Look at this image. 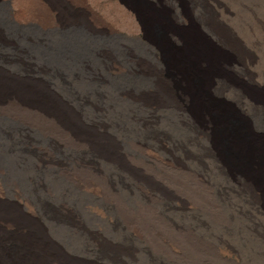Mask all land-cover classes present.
I'll list each match as a JSON object with an SVG mask.
<instances>
[{
	"label": "bare ground",
	"instance_id": "bare-ground-1",
	"mask_svg": "<svg viewBox=\"0 0 264 264\" xmlns=\"http://www.w3.org/2000/svg\"><path fill=\"white\" fill-rule=\"evenodd\" d=\"M19 1L25 14L15 13L31 11L44 30L54 17L62 28L115 34L89 11L86 0ZM119 2L148 43L144 57L126 51L136 62L135 79L149 82L122 93L137 107L129 116L130 126L137 127L133 138L89 117L87 104L67 99L18 59L0 55V117L7 115L20 127L26 147H34L33 139H26L31 131L44 136L46 143L34 151L75 191L65 204L72 209L75 201L89 211L74 213L64 204L63 216L59 211L53 216L31 208L19 199L21 193L8 198L0 188V264H174L173 249L181 243L227 247L244 264H264V130L251 122L261 128L257 120L264 119L261 61L224 23L233 14L221 0ZM168 112L188 139L178 143L162 132L160 116ZM63 152L72 154L69 161ZM83 213L101 231L86 228ZM60 227L75 235L70 234L81 252L55 237Z\"/></svg>",
	"mask_w": 264,
	"mask_h": 264
},
{
	"label": "rangeland",
	"instance_id": "rangeland-1",
	"mask_svg": "<svg viewBox=\"0 0 264 264\" xmlns=\"http://www.w3.org/2000/svg\"><path fill=\"white\" fill-rule=\"evenodd\" d=\"M86 1V7L88 9H91L89 11L94 12L100 18L102 23L106 24L110 29L114 30L115 34H94L93 32H90L86 28L84 29L82 27L75 28L72 26H65L64 28H62L58 26L55 18L52 16V19L48 20V22H52H50V28L44 30L37 23L35 24L36 21L34 20L31 11H26V15H24L27 19L32 20V22L30 21L29 23L24 22L26 18L24 19L22 13L17 12L18 15L15 13V11L18 10L22 12L24 11L23 8H20L21 6L19 7V0H13V2L12 0H0V40L2 41H0V55H6L12 57L13 59H18L19 62L22 63V66L29 69V72L40 76L42 79L50 83L55 91L61 93L67 99L73 100V102L77 103L78 105L83 102L87 104V108L85 106H82V108L85 107L86 113L89 117L94 118V120H102L107 124L109 123V125L117 128L116 130L120 132V135H125L127 137L126 139L133 138L130 136L133 134L134 125L130 126L129 116L133 117L134 112H137V107L131 102H128L126 99H124L122 93L128 90L144 89L149 86L148 80L146 82L141 78V80L137 79V77L135 79V77L133 76V70H135L136 68V62L133 58L130 57L129 54H127L129 50H132L131 52L133 54H136L138 57L143 56L146 47H148L145 32L141 28L139 22L122 7L119 0ZM221 1H223L224 4L227 3L226 6L229 5L227 6L229 7L228 10H231L230 12L233 14V17H229V20L224 23L231 31H238L242 39H244V41L252 47L248 48V50L257 55L256 57L261 61L259 73L264 74V70H261L262 68H264V28H260V26L264 27V0ZM13 4H15L16 6ZM24 12L23 14H25ZM254 40L255 42H253ZM10 41L12 44L10 43ZM8 42L10 45L8 44ZM3 43L6 46L3 47ZM8 46L10 47L9 50L7 48ZM7 52L9 53V55ZM156 54L159 58L160 53L157 52ZM100 55H102V57ZM130 59H132L133 61ZM133 63L134 65H132ZM107 65L112 68L107 67ZM104 69L105 71H103ZM92 75H94V78ZM96 97L99 99H97ZM226 100H228L232 104L237 105V102L234 100V98H226ZM92 107L98 110H94ZM173 116L174 115L171 112L162 114L160 116L161 119L159 127L162 132L165 131L164 133H166L171 138L173 137L172 139L176 142L178 141L179 143L182 142V140L188 139L190 134H187L185 131L186 134L183 135V130L181 131V129L176 124L178 119L174 118L176 116ZM171 120L173 122H171ZM257 121H259L258 124L262 123L261 128L260 125L259 127H257L258 125L256 124V120H253V118H251V122L254 128L261 129L263 131L264 119L262 118L261 120L260 118H258ZM115 124L118 126L116 127ZM136 129L137 127H135L134 131ZM17 130L21 131L20 127L13 121H9V118L7 119V115L0 117L1 191L6 190L4 192V195L6 196V193L8 192L6 196L8 198H15L21 193L23 197L19 195V199L26 201V203H28L31 208L32 206L33 209L35 207V209H37L36 211L38 212H42L45 208L46 213L47 211H50L49 213L55 216V212H60L61 215L63 212L60 207L65 203L73 201V199L75 198L73 197L75 191L69 185H67V183L65 185L62 178L60 179L58 170L53 167L48 168L49 165L45 168L44 161L41 159L39 160L38 152L36 153V151L34 150L40 149V146L38 147L39 149L37 148L40 143H46V141L44 140V136L34 131L37 134L36 135L33 131H31V133L26 135V139H31V141L33 139V142L31 143L34 145V147H30L29 145L28 147H26L27 143L23 141V139L21 138V133ZM14 131H17V133L19 132L20 134H16V132ZM178 131H180V135ZM138 136H140V134ZM29 147H33V151H31L32 149L30 150ZM33 152L35 155L33 154ZM21 153L25 154L21 155ZM63 154L65 160L66 157L70 158L72 156V154L68 152H63ZM34 160H36L37 162L39 161V163ZM31 165L35 168H32ZM49 169L51 171H49ZM39 180H42L40 182L41 184L39 183ZM55 183H57L58 185H56ZM34 186H37V190ZM8 194L10 195L8 196ZM44 203H46L47 208H49L48 210ZM74 204L76 205L77 203L74 201ZM75 205L72 207V209L71 207H67L66 204L64 206H66L74 213L75 211L81 213L82 211L89 212L87 208L88 206L84 205L83 207V205H81L82 207L80 206L81 208L79 209L80 204H77V209ZM36 207H38L40 210H38V208ZM73 208H75V210H73ZM60 215L59 217L63 216ZM82 215L83 225L86 228L95 229L97 227L96 229H99L98 231H101L100 225L96 221L95 223L97 225L95 226L94 218L92 219L91 217L90 219V216L86 218L87 215H85L84 213ZM219 224L220 226H223L224 221L223 223L221 222ZM89 226H93V228ZM62 228L64 231L62 230ZM58 229H55L57 231H54L56 232L54 234L56 235L55 237L59 241H62V243L65 244V246L69 249L72 248V250L75 251L77 248L79 250L80 243L73 240V236L71 237L70 235L72 234V232L68 231V228L65 227H60V229ZM76 243L79 244V247H77ZM181 244L177 247H174L173 249L174 253L176 254L172 257V261L174 264H244L239 255L235 251L227 247L224 248L222 246H218L214 248L213 246L209 245V247L206 245L202 248L194 246L182 247ZM260 245L262 248H264V241H261ZM243 247L246 248V244Z\"/></svg>",
	"mask_w": 264,
	"mask_h": 264
}]
</instances>
